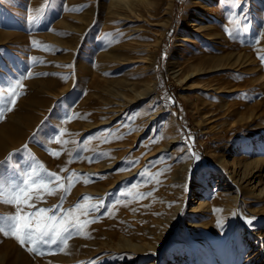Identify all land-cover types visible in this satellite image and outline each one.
Instances as JSON below:
<instances>
[{
	"label": "rangeland",
	"instance_id": "1",
	"mask_svg": "<svg viewBox=\"0 0 264 264\" xmlns=\"http://www.w3.org/2000/svg\"><path fill=\"white\" fill-rule=\"evenodd\" d=\"M158 1L0 0V264H264V0Z\"/></svg>",
	"mask_w": 264,
	"mask_h": 264
},
{
	"label": "bare ground",
	"instance_id": "2",
	"mask_svg": "<svg viewBox=\"0 0 264 264\" xmlns=\"http://www.w3.org/2000/svg\"><path fill=\"white\" fill-rule=\"evenodd\" d=\"M172 1L173 0H170L169 2H168V5L165 7V9H166V13H165V15L171 10V7H172ZM205 1L206 2H211L212 4H213V2H216L217 0H203V1H201V2H197L198 4V6H199V8L200 9H206V7H205ZM131 2V1H130ZM159 2H161V0H159L158 1V3ZM225 2H227V1H225ZM119 3H121V2H119ZM118 3V7H119V10H118V8L116 9V10H114V17H115V19H114V24L115 25H119L120 27H125L126 25H127V23H126V21L125 20H127V18H125V20H124V18L123 17H125V16H127V14H128V12H130V8H131V6H132V4H131V6H130V4L129 3H125L124 5H120ZM207 5V4H206ZM221 6V5H220ZM212 10V12L211 13H216V15H218L217 14V12H218V10L217 11H215L214 9H211ZM198 12H202L201 10L199 11L198 10ZM199 15L200 14H197V16H198V18H200V19H196V20H202V18L201 17H199ZM218 17V16H217ZM128 21V20H127ZM167 22V21H166ZM167 24H168V22L167 23H165V26H167ZM164 26V27H165ZM194 27V33H196L198 30H202L203 28H205V26L204 25H202L201 23H199V24H196L195 23V25L193 26ZM130 30V32H131V35H132V38H133V40L134 41H132L130 44H137V48H138V51H139V53L140 54H145V56L143 55H139V57H136V59H135V61H138V63L137 64H142V68H143V70H144V73H145V75H144V81L146 82V85H147V88H148V90H149V93L150 94H153L155 91H156V84H154V86H152V83H153V76H150L149 75V73L148 72H150L151 71V69L146 65V63L147 62H149L148 60L151 58V57H149L150 56V53H151V45L149 44V43H145V41L147 40L146 39V37H147V31H146V29L144 30V28L143 27H136V28H131V29H129ZM214 29H213V27L212 26H207V33H212V31H213ZM182 32V31H181ZM186 32V30H184L183 31V33L182 34H180L179 35V40H186V39H184V38H186L187 37V35L185 36L184 35V33ZM185 36V37H184ZM221 34L219 33V34H217L215 37H214V40L215 41H218V40H220L221 39ZM132 47V46H131ZM150 76V77H149ZM262 79H264V78H262ZM3 129V128H2ZM15 132H17V130L15 131ZM3 138H4V136H3V133L2 132H0V154H1V152H2V150L4 149V142H3ZM249 168V167H248ZM247 168V169H248ZM253 169V168H252ZM245 170V169H244ZM250 169H248V171H249ZM246 171V170H245ZM245 173V172H244ZM254 173V172H253ZM249 173H247V175H248ZM253 175V174H252ZM250 176V175H249ZM28 197V196H27ZM152 247V246H151ZM158 247H159V244L157 243V244H154L153 245V251H155L156 252V250L158 249Z\"/></svg>",
	"mask_w": 264,
	"mask_h": 264
}]
</instances>
